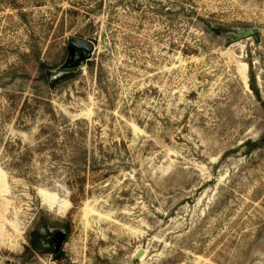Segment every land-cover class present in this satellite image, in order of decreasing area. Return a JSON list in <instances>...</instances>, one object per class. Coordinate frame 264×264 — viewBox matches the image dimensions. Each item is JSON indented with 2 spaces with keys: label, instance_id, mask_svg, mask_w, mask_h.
<instances>
[{
  "label": "rangeland",
  "instance_id": "1",
  "mask_svg": "<svg viewBox=\"0 0 264 264\" xmlns=\"http://www.w3.org/2000/svg\"><path fill=\"white\" fill-rule=\"evenodd\" d=\"M262 138L264 0H0V264H264Z\"/></svg>",
  "mask_w": 264,
  "mask_h": 264
},
{
  "label": "water",
  "instance_id": "2",
  "mask_svg": "<svg viewBox=\"0 0 264 264\" xmlns=\"http://www.w3.org/2000/svg\"><path fill=\"white\" fill-rule=\"evenodd\" d=\"M238 32H239V31L235 30V36H234V38L232 39L231 42H233V41H235V40H239V39L242 38V37H249V36H253V37H254V41H255V42H259V36H258V34H257V31H254V30H248V31H245V32H244V35H243L242 37L239 36ZM241 32H243V31H241ZM237 35H238V36H237ZM77 41H78L77 44L82 43V44H89V45H92L91 42H86V41H83L82 39H77ZM77 44H72V43H71V45H72V46H71L72 49H78L79 47L77 46ZM87 57H89V54H87ZM76 58H77V56H76ZM130 172H131V171H130ZM59 245H60V241H58L57 244H56V247H55L56 251L58 250ZM142 254H143V251H142V250H139L138 253H136V254L134 255L135 259H140L141 256H142Z\"/></svg>",
  "mask_w": 264,
  "mask_h": 264
},
{
  "label": "trees",
  "instance_id": "3",
  "mask_svg": "<svg viewBox=\"0 0 264 264\" xmlns=\"http://www.w3.org/2000/svg\"><path fill=\"white\" fill-rule=\"evenodd\" d=\"M252 90L256 94V96L259 95L257 89L256 90L252 89ZM262 142H264V138L257 140V141H254V142H248L249 150H254L256 148H259L261 146Z\"/></svg>",
  "mask_w": 264,
  "mask_h": 264
},
{
  "label": "bare ground",
  "instance_id": "4",
  "mask_svg": "<svg viewBox=\"0 0 264 264\" xmlns=\"http://www.w3.org/2000/svg\"><path fill=\"white\" fill-rule=\"evenodd\" d=\"M245 67L243 66L242 68H240V76H241V79H242V85L246 87V84H247V81H246V77H245V71H244ZM246 81V82H245ZM143 256V254H142ZM141 256V257H142Z\"/></svg>",
  "mask_w": 264,
  "mask_h": 264
}]
</instances>
